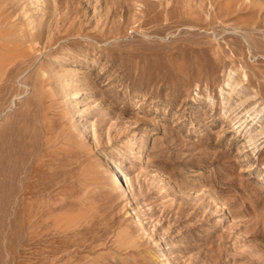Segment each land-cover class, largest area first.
Listing matches in <instances>:
<instances>
[{
    "label": "rangeland",
    "instance_id": "1",
    "mask_svg": "<svg viewBox=\"0 0 264 264\" xmlns=\"http://www.w3.org/2000/svg\"><path fill=\"white\" fill-rule=\"evenodd\" d=\"M0 264H264V0H0Z\"/></svg>",
    "mask_w": 264,
    "mask_h": 264
}]
</instances>
